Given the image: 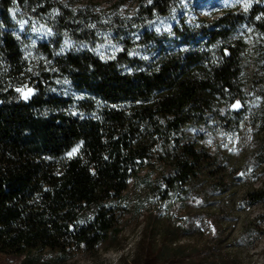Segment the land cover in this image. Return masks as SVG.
<instances>
[{
    "label": "trees",
    "instance_id": "16d2710c",
    "mask_svg": "<svg viewBox=\"0 0 264 264\" xmlns=\"http://www.w3.org/2000/svg\"><path fill=\"white\" fill-rule=\"evenodd\" d=\"M127 1L0 0V253L23 255L22 264L45 251L59 264L115 240L129 185L144 187L157 207L187 197L207 164L199 129L240 121L247 85L264 107V6L222 8L156 31L155 17L177 0H134L130 15L121 11ZM32 21L51 29L46 41L32 42ZM106 35L118 47L103 55L96 49ZM246 51L257 63L252 79ZM259 146L261 163L264 140ZM155 234L144 231L120 264L174 253Z\"/></svg>",
    "mask_w": 264,
    "mask_h": 264
},
{
    "label": "rangeland",
    "instance_id": "374dc122",
    "mask_svg": "<svg viewBox=\"0 0 264 264\" xmlns=\"http://www.w3.org/2000/svg\"><path fill=\"white\" fill-rule=\"evenodd\" d=\"M96 1L105 7L109 0ZM245 3L249 5L247 10ZM135 5L134 0L125 2L122 13L130 15ZM255 5L263 7L264 0H177L167 14L155 17L150 27L156 31L166 30L181 18L191 24L222 8L247 13ZM49 29L41 21H32V42L46 41L52 33ZM242 31L245 41L251 44L253 32L246 27ZM117 47L106 35L98 42L96 51L106 55ZM242 62L246 75L252 79L257 72L253 55L246 51ZM29 90L25 88L22 92L24 98L30 95ZM243 92L245 105L240 121L230 117V125L226 127L209 121L199 129L198 145L207 155V164L189 185L190 195L171 198L157 207L151 196H146L144 187L138 185L134 190L129 185V204L120 213L117 238L106 239L91 255L77 251L59 264L129 261L144 231L150 228L156 233L158 243L164 240L166 246L174 249V253L157 264H264V160L258 163V150L262 148L259 141L264 140V107L260 99H256L259 94L248 85ZM242 172L244 175H238ZM138 194L143 203L139 210L132 204L139 200ZM178 248L182 254L175 250ZM55 256L45 251L34 264H53ZM23 258V255L0 253V264H22Z\"/></svg>",
    "mask_w": 264,
    "mask_h": 264
},
{
    "label": "snow or ice",
    "instance_id": "6c2138e0",
    "mask_svg": "<svg viewBox=\"0 0 264 264\" xmlns=\"http://www.w3.org/2000/svg\"><path fill=\"white\" fill-rule=\"evenodd\" d=\"M15 2H16V0H13V3H15ZM148 2L151 3V0H148ZM66 6H67V5H66ZM248 6H249V5H248L247 3L244 4L245 10H247V7H248ZM10 11H15V10H14V9H10ZM54 11H55L56 13L59 12L58 9H56V10H54ZM73 11H75V9H73ZM257 19H260V17L258 16ZM25 23H26L25 21H20V25H21V27H23V25H24ZM93 27H94V25H93ZM33 31H35V29H33ZM157 31H159V29H157ZM49 32H51V29H49ZM17 38H19V37H17ZM65 43H67V41H66ZM61 51H63V48L61 49ZM130 54H131V53H130ZM144 58L147 59V57H144ZM128 71H131V69H128ZM64 83H68V81L65 80ZM17 91H20V89H17ZM29 91H31V90H29ZM25 99H27V95L25 96ZM256 99L259 100L260 97H256ZM231 107H232L233 109H237V108H239V107H240V101H236L234 104L231 105ZM221 111H223V110L221 109ZM249 131H251V129H249ZM75 151H76V149L73 148V149H72V152H69L68 155L71 156ZM249 171H251V169H249ZM238 175H244V173L242 172V173H239ZM80 223H83V221H81ZM213 231H214V229H213Z\"/></svg>",
    "mask_w": 264,
    "mask_h": 264
}]
</instances>
